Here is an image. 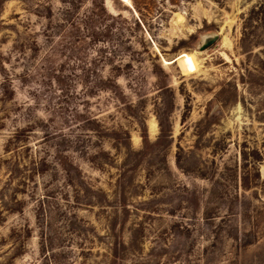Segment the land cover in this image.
Here are the masks:
<instances>
[{"label":"rangeland","instance_id":"obj_1","mask_svg":"<svg viewBox=\"0 0 264 264\" xmlns=\"http://www.w3.org/2000/svg\"><path fill=\"white\" fill-rule=\"evenodd\" d=\"M0 264H264V0H0Z\"/></svg>","mask_w":264,"mask_h":264}]
</instances>
